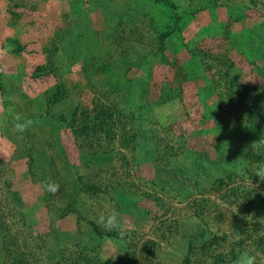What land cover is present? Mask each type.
Wrapping results in <instances>:
<instances>
[{
  "label": "rangeland",
  "instance_id": "obj_1",
  "mask_svg": "<svg viewBox=\"0 0 264 264\" xmlns=\"http://www.w3.org/2000/svg\"><path fill=\"white\" fill-rule=\"evenodd\" d=\"M161 1L0 0V264L21 252L26 264H58L82 238L107 264H184L188 253L192 264H240L229 262L234 220L250 227L235 250L264 264L254 200L264 181L250 175L259 165L237 162L264 137V0H169L179 24L163 54L172 11ZM97 105L113 115V139L87 123L93 145L61 126ZM71 194L81 227L65 209ZM113 209L117 239L102 243L84 218Z\"/></svg>",
  "mask_w": 264,
  "mask_h": 264
},
{
  "label": "trees",
  "instance_id": "obj_2",
  "mask_svg": "<svg viewBox=\"0 0 264 264\" xmlns=\"http://www.w3.org/2000/svg\"><path fill=\"white\" fill-rule=\"evenodd\" d=\"M155 4L157 5H161L163 4V2L161 0H154ZM164 2L166 4H168L170 10L172 11L171 14V24L164 29L163 31H161L158 36H157V42H158V51L160 53H164L168 50V44L171 41V38L174 37V35L176 34V30L178 29V24H179V16L177 15V13L175 12L176 10V6L171 3L169 0H164ZM189 53L191 54V57L194 56L195 53H193L192 51L189 50ZM196 55V54H195ZM43 70L44 73L47 71H50V69L47 68H38L37 70ZM52 70V68H51ZM0 91H2V84L0 83ZM67 92L65 91V86L64 84L60 83L57 84L56 88H55V92L53 93V96L51 98V102L57 104L60 100H62L63 98L66 97ZM264 104V101H263ZM260 108V104H257L255 106V111L258 113ZM113 115L110 113L109 110H106V108L103 107H99L94 106V111H88L86 108H74L72 110V113L70 114L69 117L64 118L63 115L61 116V119H63V124L61 125L63 128L67 127L69 129H73L74 130V134L78 133L79 135H84L87 140H89L88 142L92 143L93 145L95 143H98L100 141L98 140H94L93 138L97 137L94 136L93 138L91 137V130L88 128L87 123L89 125V123L91 124L92 130L94 132H106L108 133L109 137H106L107 139H113L111 137L110 131L111 129L109 128V126L111 124H113ZM37 119H41V116H38ZM66 120V121H64ZM66 124V125H65ZM94 133V135H96ZM258 141H260V144H258L257 149L252 150L251 152L249 151L248 157L247 159L249 160L247 165L244 161L241 160H237V162H239L240 166H243V170L248 171L249 166H251L252 164H257V165H261L262 163H264V137H262V135L259 136ZM247 162V161H246ZM253 172L250 173V175L252 176ZM230 176V175H229ZM231 177V176H230ZM80 182V181H79ZM219 185L220 187H223L225 185L229 186V183H225L224 180L222 179L221 181H219ZM78 183V182H77ZM81 190L80 191H88V193H94L97 194L100 192V187L98 186H86L84 185L83 188L80 185V183H78ZM82 184V183H81ZM78 188V187H77ZM257 196H255L254 199V193L253 191L251 192H247V193H241L240 196L245 197L246 202H248L249 200L253 202V199L255 201H257L255 203V205L258 203L259 208H258V212L260 214L264 213V194H262V191L257 192ZM72 195V194H71ZM70 195V201L68 202L67 206L65 207L66 211L70 212V213H77L78 214V221H79V227H81V225L83 224V222L81 223V211L83 210V207H80V203H78L79 201L77 199L74 198V195L71 196ZM80 193L76 194V196H79ZM261 195V196H260ZM75 196V197H76ZM230 198H233L235 201L240 200L238 198L237 193H235L234 191H230ZM253 198V199H252ZM72 200V201H71ZM78 203V204H77ZM83 206V205H82ZM82 209V210H81ZM81 219H80V217ZM98 217L92 218V219H87L86 217L84 218V222L85 224L89 227V231L90 233L93 235L94 239L101 241L102 243L108 241V240H114L117 239V233L114 230H108L107 228L103 227L99 222H98ZM231 227L232 229H234L233 233L235 234L237 241L236 243L233 245L232 247V251H231V258L229 260V262H234L235 260H237L240 255H242V251H236L234 247L239 246V247H243L244 246V238L243 236L248 232V223H244L243 221H231ZM260 225H258L256 228H260ZM250 230V227H249ZM82 234V233H81ZM83 235V234H82ZM83 239V238H82ZM81 241L78 242V244L76 245L77 248V252H75L72 255H69L67 258L62 259L60 262H58V264H107V262L102 261L100 255L93 249V245L90 244V239L87 241ZM123 241V240H120ZM260 241V240H259ZM258 241V242H259ZM125 242V241H124ZM263 243V241H260ZM123 243V242H122ZM215 242L213 240L210 241H203L201 242V248L200 249H207L209 247H211ZM189 248L192 249L193 247H195V245H193L191 242H189ZM152 247L155 249V246L152 245ZM24 253L21 252V254H19V256H16L14 258H11L10 260V264H26L27 262L25 261V257H24ZM219 259V263H225L226 259L224 257L218 256ZM184 264H192L191 261V254H187L184 257L183 260Z\"/></svg>",
  "mask_w": 264,
  "mask_h": 264
},
{
  "label": "clouds",
  "instance_id": "obj_3",
  "mask_svg": "<svg viewBox=\"0 0 264 264\" xmlns=\"http://www.w3.org/2000/svg\"><path fill=\"white\" fill-rule=\"evenodd\" d=\"M30 123L31 121H26L25 123H17L15 125V130L22 133ZM253 176H257L260 178V180L264 181V165L257 166L252 174V177ZM59 188V184L55 182H47L44 184V190L53 194L57 193L59 191ZM119 215V212L113 209L108 216L101 215L98 219V222L107 229H114L119 227ZM240 264H256V256L248 252H244L240 259Z\"/></svg>",
  "mask_w": 264,
  "mask_h": 264
}]
</instances>
